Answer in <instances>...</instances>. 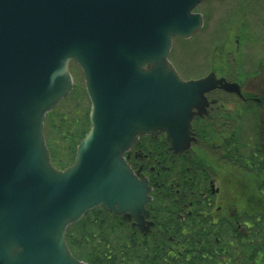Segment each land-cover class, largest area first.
<instances>
[{
  "label": "water",
  "instance_id": "water-1",
  "mask_svg": "<svg viewBox=\"0 0 264 264\" xmlns=\"http://www.w3.org/2000/svg\"><path fill=\"white\" fill-rule=\"evenodd\" d=\"M200 1L0 0V264H87L65 234L101 205L129 210L143 229L150 187L122 151L144 132L187 149L204 93L238 89L213 72L182 79L168 58L173 38L201 28ZM70 61L84 76L90 124L59 169L44 120L72 88Z\"/></svg>",
  "mask_w": 264,
  "mask_h": 264
},
{
  "label": "flooded vegetation",
  "instance_id": "flooded-vegetation-1",
  "mask_svg": "<svg viewBox=\"0 0 264 264\" xmlns=\"http://www.w3.org/2000/svg\"><path fill=\"white\" fill-rule=\"evenodd\" d=\"M208 1L216 3L214 8H226L227 14L238 16L239 28H234L236 24L227 25L229 30L233 28V40L230 38L232 45L226 50L224 71H210L238 89L228 91L216 86L204 93L206 104L201 114L193 115L191 130L195 139L187 149L174 152L165 132L155 135L144 132L137 133L122 151L120 158L125 166L139 179H146L150 187L147 192L150 199L144 204L147 213L141 214L143 229L134 216L125 217L130 214L129 210L114 213L102 205L97 207L127 221L135 233L148 240H168L159 244L158 251L172 256L175 262L163 264H247L248 259L251 264H264V247L229 244L231 237H238L244 243L247 235L256 229L252 223L264 219V199L253 197L254 194L262 196L260 189H264V115L258 111L264 107V49L256 53L248 48L264 44V0H201L196 7ZM199 13L203 27L205 13ZM70 63L78 69L81 90L88 102V125L77 140L72 157H66L65 167L73 162L76 146L90 124V101L84 76L75 62ZM207 74L183 78L179 73L182 79H197ZM254 78L260 83L252 81ZM72 82L69 95L78 90L73 77ZM198 126L214 127L216 132L222 128L221 144L201 138ZM245 126L254 132L251 140L244 137ZM198 238H223L228 245L188 246L180 241L193 239L199 244ZM247 250L256 256L247 258Z\"/></svg>",
  "mask_w": 264,
  "mask_h": 264
},
{
  "label": "trees",
  "instance_id": "trees-1",
  "mask_svg": "<svg viewBox=\"0 0 264 264\" xmlns=\"http://www.w3.org/2000/svg\"><path fill=\"white\" fill-rule=\"evenodd\" d=\"M66 99L77 101L71 113H80L75 108L76 106H81L82 97L80 91L77 89L73 90ZM78 116L80 117V114ZM70 117L74 121H79V117L75 118L69 114L65 116V114H54L52 112L46 116V142L51 153L52 162L59 168H63L66 165V157H72L73 148L82 135L80 134V129L83 126L82 123L79 122L74 130L68 127L67 124L70 121ZM211 129L205 126L197 127L201 138H207L208 141L221 144L223 140L222 132H216V130ZM58 137L63 138L65 141L68 137L72 139H67L65 142L67 144V152L63 157L58 156V149L60 147L58 148V144L55 142V139ZM75 137L78 138H76L75 144H73ZM70 152L71 154H69ZM262 182H264V175L262 176ZM262 189H260L262 196L254 194L253 197L264 199V189ZM155 197L164 198L161 195H155ZM171 197L170 195L169 198ZM262 210L264 211V204ZM262 215L264 218V212ZM255 222L252 225L256 229L253 230V233L250 232L247 235L244 243H241L242 240L240 241L238 237H231L229 244L234 247L239 245L251 248L255 246L264 247V219L259 223ZM65 238L73 255L80 260L86 261L88 264H163V262H175L172 260V256L160 254L158 251L159 244L167 243L168 240L159 238L148 240L144 235L135 233L134 228L127 221L116 218L102 207L91 209L78 223L70 225L67 228ZM198 239L201 241L199 244L193 239H181L180 241L183 245H187L188 243V246L212 245L215 247H225L228 245L227 241L223 238H217L218 240L212 238ZM247 256V258H250L256 255L254 252L247 250ZM200 262L205 263V260H201ZM247 264H251L249 259L247 260Z\"/></svg>",
  "mask_w": 264,
  "mask_h": 264
},
{
  "label": "rangeland",
  "instance_id": "rangeland-1",
  "mask_svg": "<svg viewBox=\"0 0 264 264\" xmlns=\"http://www.w3.org/2000/svg\"><path fill=\"white\" fill-rule=\"evenodd\" d=\"M209 2V1H208ZM208 2L202 3L198 7L195 8L198 12L205 13V24L200 31H197L193 36L188 39H174L172 42L169 59L176 67L178 73L183 78H190L201 76L207 74L210 71L216 70L217 72L222 73L224 70L222 68V64H225L226 50L230 47L231 48V39L233 37V28L229 30L227 25L229 24H236L234 28H239V20L238 16H231V14H227L226 8H214L216 5L215 2ZM213 6V10H212ZM228 15V16H227ZM236 31V30H235ZM234 31V32H235ZM231 38V39H230ZM233 40V39H232ZM256 47H248L249 51H255L256 53L260 52L264 49V44L258 43ZM243 65V64H241ZM219 67V68H218ZM246 68V67H244ZM70 73L73 77V81L75 86L81 93V106H76L75 108L80 111L73 112L72 108L77 101H73L72 99H65L63 100L54 110L49 113L54 112V114H65V116L71 115L75 118H78L79 114V121H74L70 117V121L67 124L69 128L75 129L78 126V123H82L83 126L80 129L81 133L86 130L88 121H87V112H88V102H86V98L82 93V82L79 79V72L73 63H70L69 66ZM255 83H260V80H256L255 78L252 80ZM264 106V102H263ZM258 111L262 112L264 115V107L259 108ZM85 117V118H84ZM82 120V121H80ZM247 125V124H246ZM46 128V122L45 127ZM211 130H217L214 127ZM222 129H219L217 132H221ZM254 132L253 130L245 126L244 127V137L251 140L253 138ZM75 137L74 143L76 141ZM68 140H72L71 138H67ZM66 139V141H67ZM56 143L58 144V148L60 147L58 156L63 157L67 152V144L63 138L58 137L55 139ZM77 143V142H76ZM75 147V146H74ZM74 149V148H73ZM218 183V182H217ZM222 189V187H220Z\"/></svg>",
  "mask_w": 264,
  "mask_h": 264
}]
</instances>
